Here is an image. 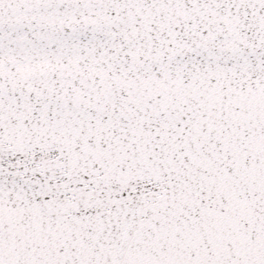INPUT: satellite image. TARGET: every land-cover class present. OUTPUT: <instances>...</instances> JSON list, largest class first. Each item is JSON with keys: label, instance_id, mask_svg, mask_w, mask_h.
<instances>
[{"label": "snow or ice", "instance_id": "obj_1", "mask_svg": "<svg viewBox=\"0 0 264 264\" xmlns=\"http://www.w3.org/2000/svg\"><path fill=\"white\" fill-rule=\"evenodd\" d=\"M0 264H264V0H0Z\"/></svg>", "mask_w": 264, "mask_h": 264}]
</instances>
